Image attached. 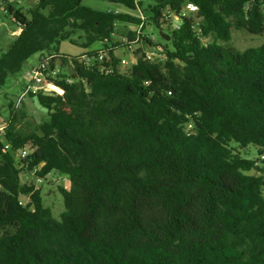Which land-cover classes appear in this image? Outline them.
<instances>
[{
    "label": "trees",
    "instance_id": "16d2710c",
    "mask_svg": "<svg viewBox=\"0 0 264 264\" xmlns=\"http://www.w3.org/2000/svg\"><path fill=\"white\" fill-rule=\"evenodd\" d=\"M33 1L27 12L7 7L22 31L0 56V88L35 56L53 57L52 66L61 60L69 73L56 81L63 96L30 94L48 110L46 121L25 132L13 118L11 150L0 138V264H264V45H231L234 30L264 35V0L142 3L157 27L167 9L186 12L180 30L162 27L171 41L144 38L167 50L164 62L149 60L135 33L129 43L113 36L117 23L139 26L137 16L83 0ZM112 2L137 9L134 0ZM66 41L103 44L115 72L62 54ZM122 46L137 47L127 71L118 67ZM70 76L79 79L69 85ZM29 144L31 155L17 159ZM233 144L257 147V159ZM25 171L70 179V189L60 188V220L41 188L22 183Z\"/></svg>",
    "mask_w": 264,
    "mask_h": 264
},
{
    "label": "rangeland",
    "instance_id": "374dc122",
    "mask_svg": "<svg viewBox=\"0 0 264 264\" xmlns=\"http://www.w3.org/2000/svg\"><path fill=\"white\" fill-rule=\"evenodd\" d=\"M19 1L20 4L14 5H16L17 8H22L25 12L35 4L33 0ZM83 4L88 8L101 12L120 10L123 13H128L125 7L113 3L112 0H83ZM148 5L149 3H146L143 10L147 9ZM160 25L161 27H157V25H152L150 23L147 28L144 29V35L154 36L158 43L165 44V42L159 37L164 23L161 21ZM133 28H135L134 25L117 23L116 37L131 36V33H134L132 30ZM18 29L19 25L12 21L9 13L0 12V56L9 49L11 43L17 37L15 35L11 36V34L19 32ZM6 31H8L7 35H5ZM74 37L79 39L78 44H82L86 41L84 33L81 34L80 32ZM78 44L71 43V41L63 42L60 46V52L69 56H80L90 50L100 49L103 46V44H95L90 49H86ZM231 45L242 51L251 47H258L264 45V35L255 36L246 31L234 30ZM135 46H133V50L137 48ZM133 50L128 49L126 46L117 49V56L128 62L129 67L124 69L126 71L136 61V55ZM38 59L39 57L37 56L30 59L23 71L10 75L6 85L0 88V126L10 124V122L13 121V118H15L17 120V127L20 130L28 132V130L34 129L35 126H38L49 118L48 110L43 108L36 98H31L30 95L23 96L25 89L29 85H32L31 78L27 77L26 73L28 69L33 67L30 65L36 64L39 61ZM233 146L242 154V156L257 159V147L250 146L247 149H242L237 144H233ZM28 147L31 150H34L32 144H29ZM260 166L263 165L260 164ZM249 174L262 175V173L257 170H253ZM21 179L23 184L35 185L37 188L42 189L45 207L50 208L54 217L60 220L62 214L66 211L64 197L60 192V188L63 187L70 189V179L58 173H52L45 180H41L37 177L35 172L27 171L22 172ZM21 200L24 203H26L27 200L29 202V198L27 199L26 197H22Z\"/></svg>",
    "mask_w": 264,
    "mask_h": 264
},
{
    "label": "built area",
    "instance_id": "2783aa9c",
    "mask_svg": "<svg viewBox=\"0 0 264 264\" xmlns=\"http://www.w3.org/2000/svg\"><path fill=\"white\" fill-rule=\"evenodd\" d=\"M136 5V11H131L127 9L128 13L138 18L142 19V23L139 26H134L133 32L135 33V39L133 43H139L143 41L147 44V48L145 49L146 57L152 61H167V50L160 45L151 46L145 41L144 38L151 39L153 42H156L154 36H145L144 29L147 24V17L143 11L141 6L142 3L147 2L148 0H134ZM9 4H20L19 0H0V12L8 13L7 7ZM187 11L190 12H198L199 8L196 5L189 4L187 5ZM122 13L120 10H115V14ZM137 13V15H136ZM186 16V12L183 11L182 14L176 15L167 9L164 13V18L162 22L164 23L165 29L170 32H174L181 29V17ZM19 30L22 31L21 25H19ZM113 36L121 40L123 43H129L130 38L128 36L116 37V33ZM144 43V44H145ZM144 47V46H143ZM53 57L44 59L42 62L38 63L37 65L28 69L26 75L27 77L31 78L32 85H29L24 92L23 96L34 94V95H43L46 97H59L65 94V90L59 87L56 84L57 80H62L63 72L65 74L69 73V67L63 66L61 60L55 62L52 66L51 59ZM79 62L83 64L89 70H96L100 74L103 75H111L115 72V60L114 57L110 55L109 49H99L94 51H89L83 55L77 57ZM70 66L73 67V62L70 63ZM118 67L121 69L128 68V62L125 59H120L118 61ZM68 70V71H67ZM79 78L75 77H65L66 82L69 85L74 84ZM84 83L87 91H90V87L87 84L85 79H81ZM150 82H146V85H149ZM171 94V93H170ZM8 125L0 126V138H3V141L6 142V135ZM12 145L11 143L6 142L5 150H11ZM33 150H31L28 145H26L23 149L17 151L16 156L19 160H25L28 158ZM264 158V156L262 157ZM28 199V198H27ZM23 205L28 204V200L26 203L22 202Z\"/></svg>",
    "mask_w": 264,
    "mask_h": 264
},
{
    "label": "water",
    "instance_id": "95a60500",
    "mask_svg": "<svg viewBox=\"0 0 264 264\" xmlns=\"http://www.w3.org/2000/svg\"><path fill=\"white\" fill-rule=\"evenodd\" d=\"M160 35L162 38H164L166 41H171V36L167 33L160 32Z\"/></svg>",
    "mask_w": 264,
    "mask_h": 264
},
{
    "label": "crops",
    "instance_id": "0c3cea01",
    "mask_svg": "<svg viewBox=\"0 0 264 264\" xmlns=\"http://www.w3.org/2000/svg\"><path fill=\"white\" fill-rule=\"evenodd\" d=\"M133 29H134V28H133ZM133 29H132V30H133ZM18 30H19V29H18ZM20 33H21V31L19 30V32H14V33H12L11 36H13V35L18 36ZM7 34H8V31H6L5 35H7ZM15 36H14V37H15ZM38 62H39V61H38ZM38 62H37L36 64H38ZM36 64L30 65V66H35Z\"/></svg>",
    "mask_w": 264,
    "mask_h": 264
}]
</instances>
